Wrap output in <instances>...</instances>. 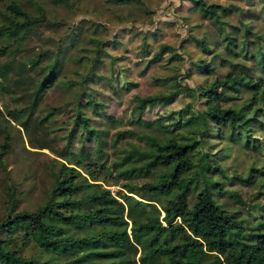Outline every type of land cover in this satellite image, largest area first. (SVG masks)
<instances>
[{"label":"rangeland","instance_id":"rangeland-1","mask_svg":"<svg viewBox=\"0 0 264 264\" xmlns=\"http://www.w3.org/2000/svg\"><path fill=\"white\" fill-rule=\"evenodd\" d=\"M10 1L0 0V9L5 10ZM14 1L30 15H36L38 6H42L47 19L32 25L18 43L0 54V215L4 212L5 176L9 175L19 189V208L34 209L48 196L54 185L52 171L61 162L79 169L87 178H92L87 174L91 170L97 179L94 182L124 199V183L140 184L164 172V166H142L149 158L145 152L152 145L141 135L167 136L160 125L169 123L173 133L198 137L203 131L201 150L209 151L213 164L220 169L212 166L200 171L199 185L189 192V204L195 200L202 179L211 177L220 182V188L210 185L216 201L233 210L245 224L264 217V128L252 122L250 134L255 140L249 142L248 136H242L233 141L224 126L208 118L206 124L200 122L199 111L206 104L198 94L212 77L227 73L232 67L230 62L245 63L249 73L261 75L255 61L258 43L264 45V0H207L235 5L220 14V24L202 16L191 0ZM3 21L0 18V23ZM242 21L249 29L247 36ZM224 32L232 38L230 45L236 53L227 50ZM202 36L209 45L206 52L194 39ZM16 37L2 34L0 47ZM97 41L102 42L98 55ZM162 43L172 49L161 59H152ZM41 51L40 62L30 64V58ZM207 61L213 65L211 74L203 73ZM50 72L56 77L53 85L37 90L39 80ZM176 84L182 89L196 87L194 95L181 90L171 101L157 102L142 111L135 109V94L167 93ZM251 93L240 88L236 94L229 92L231 96L222 103L248 114L258 109L259 117L264 118V100L258 108L246 105ZM188 101L192 102L191 110L177 114L175 111ZM79 114L85 117V125ZM7 134L9 146L2 148ZM131 148L137 150L127 154ZM192 157L197 170V149ZM251 169L256 170L255 178L242 181ZM145 201L143 215L158 214L159 200L151 196ZM102 228L98 226V230ZM88 245L109 247L108 243ZM15 246L25 255L39 250L32 239L21 236ZM83 250L71 247L66 259L72 261ZM139 255L140 249L127 253V264L134 260L136 264H147L139 260ZM92 258L103 262L117 257L108 254Z\"/></svg>","mask_w":264,"mask_h":264},{"label":"trees","instance_id":"trees-1","mask_svg":"<svg viewBox=\"0 0 264 264\" xmlns=\"http://www.w3.org/2000/svg\"><path fill=\"white\" fill-rule=\"evenodd\" d=\"M191 2L202 16L218 24L222 23L220 14L235 7L207 0ZM38 9L36 15H30L14 0L6 4L5 10L0 9V18L4 20L0 23V36L17 34L12 42L0 47V54L18 43L32 25L47 19L45 9L42 6H38ZM17 16L21 19H17ZM241 24L247 36L249 29L246 22L242 21ZM222 36L227 50L236 53L230 45V35L224 32ZM194 39L202 52L209 50L203 36ZM96 44L98 46L95 52L98 55L102 42L97 41ZM263 46L258 43V56L255 61V67L260 68L261 75L254 76L249 73V67L245 63L230 62L232 67L227 73L212 77L198 91L206 104L199 111L200 122L206 124L208 118L215 124L224 126L233 141L242 136H248L249 142L255 140L251 135L252 122L261 129L264 128V118L259 117L261 113L256 112L258 109L248 114L222 103L225 97L231 96L228 95L229 92L236 94L240 88L252 91L246 105L258 108V103L264 100ZM168 49L170 51L172 46L167 43L160 44L151 58L161 59ZM43 53L44 51H41L31 57L30 64L40 62ZM195 65L200 68L199 62L195 61ZM234 65L240 68L236 69ZM203 70V73L211 74L212 63L207 61ZM55 79L52 72L47 73L39 80L37 90L41 86H52ZM194 89L196 90V87L191 86H184L182 89V86L176 84L167 93L135 94L134 106L142 111L146 106L157 102L171 101L181 90L193 96ZM191 105L192 102L188 101L175 112L180 115L183 111L189 112ZM79 116L85 125V117L80 114ZM186 122H189V119ZM160 129L169 135L162 138L149 133L141 135L152 145L145 152L149 158L142 166H164V172L156 179L140 184L124 183L126 194L122 200L115 197L109 188L94 182L97 179L91 170H88L87 174H91L92 178H87L79 169L61 162L60 167L52 171L54 185L48 196L34 209H20L19 189L9 175L5 176L4 212L0 215V264H127L126 254L135 253L138 249L139 260L147 264H264V217L251 225L245 224L233 210L216 201L210 185L214 184L220 188V182L211 177L202 179L203 184L196 192L195 200L189 204V192L199 185L200 171L212 166L220 170L217 164H213L212 154L201 150L204 143L203 131L198 137H193L185 133H173L169 123H162ZM5 138L2 148L9 146L8 134ZM196 149L199 151L200 163L197 170L196 161L192 157ZM135 150L137 149L131 148L126 150V153L131 154ZM255 171L249 170L241 180L252 181ZM132 194L142 197L143 201ZM235 195L239 198L238 193L235 192ZM151 196L159 200L160 210L154 216L143 215L142 204L147 203L145 200ZM124 211L126 216L123 215ZM100 225L104 228L98 230ZM19 236L32 239L39 249L38 252L33 255L23 254L20 248L15 246ZM89 243H108L109 247L89 248ZM74 246H80L84 250L72 257V261H68L67 251ZM108 254L117 258L103 262L92 258ZM133 264H136L135 260Z\"/></svg>","mask_w":264,"mask_h":264}]
</instances>
